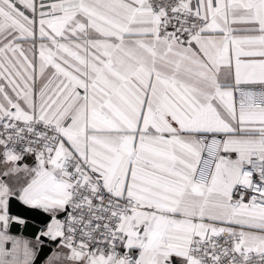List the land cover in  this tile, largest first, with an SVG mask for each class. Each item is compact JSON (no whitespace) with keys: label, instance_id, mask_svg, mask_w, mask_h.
<instances>
[{"label":"snow or ice","instance_id":"snow-or-ice-1","mask_svg":"<svg viewBox=\"0 0 264 264\" xmlns=\"http://www.w3.org/2000/svg\"><path fill=\"white\" fill-rule=\"evenodd\" d=\"M47 242L264 264V0H0V264Z\"/></svg>","mask_w":264,"mask_h":264},{"label":"water","instance_id":"water-1","mask_svg":"<svg viewBox=\"0 0 264 264\" xmlns=\"http://www.w3.org/2000/svg\"><path fill=\"white\" fill-rule=\"evenodd\" d=\"M13 214L17 215H25L27 216L28 214L26 212L21 211V206L17 204L12 210ZM40 217H37L36 220L34 221L32 218L28 219V225L24 227H20L18 225H13L11 228V231L13 233H21L24 236L30 237L32 239L35 238V227L38 222ZM53 250V245L51 242H47L43 248L38 251L37 257H36V264H42L44 259L46 258V255L49 254Z\"/></svg>","mask_w":264,"mask_h":264},{"label":"crops","instance_id":"crops-1","mask_svg":"<svg viewBox=\"0 0 264 264\" xmlns=\"http://www.w3.org/2000/svg\"><path fill=\"white\" fill-rule=\"evenodd\" d=\"M10 231H11V229H10ZM11 233L14 234V235H18V236H21L23 238L29 239V240H34V239L30 238V237H27V236L22 235L21 233H13L12 231H11Z\"/></svg>","mask_w":264,"mask_h":264},{"label":"built area","instance_id":"built-area-1","mask_svg":"<svg viewBox=\"0 0 264 264\" xmlns=\"http://www.w3.org/2000/svg\"><path fill=\"white\" fill-rule=\"evenodd\" d=\"M256 90L259 91V87L258 86H257Z\"/></svg>","mask_w":264,"mask_h":264}]
</instances>
